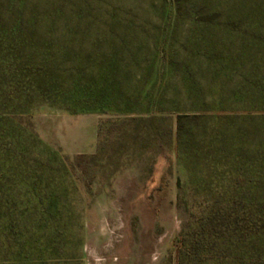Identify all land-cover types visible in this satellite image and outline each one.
I'll return each mask as SVG.
<instances>
[{
	"label": "rangeland",
	"instance_id": "1",
	"mask_svg": "<svg viewBox=\"0 0 264 264\" xmlns=\"http://www.w3.org/2000/svg\"><path fill=\"white\" fill-rule=\"evenodd\" d=\"M252 1L264 0H244L245 12ZM120 2L154 21L156 0ZM182 24L173 43L187 55H95L118 62L112 111L0 106V264H264V231L242 244L219 239V229L209 228L216 236L208 238L207 226H198L202 213L177 207L205 200L201 193L221 181L216 170L239 172L237 155L218 144L225 137L234 147L243 131L244 152L253 154L256 122L221 123L209 150L203 120L176 130L177 113L198 106L232 112L264 103V23L249 32L203 25L216 42L208 51ZM26 57L0 55V89L9 91L5 76L23 69ZM152 85L160 93L144 114Z\"/></svg>",
	"mask_w": 264,
	"mask_h": 264
},
{
	"label": "trees",
	"instance_id": "2",
	"mask_svg": "<svg viewBox=\"0 0 264 264\" xmlns=\"http://www.w3.org/2000/svg\"><path fill=\"white\" fill-rule=\"evenodd\" d=\"M243 2L156 0L152 8L154 21H150L120 0H0V55L28 56L23 69L5 76L9 91L0 89V106L13 108L16 105L12 101L16 100L18 105L30 109L49 106L72 114L112 111L115 89L111 88L113 81L119 79L118 62L101 56L98 63L95 55H187L180 53L173 43L182 23L187 27L186 38L196 42L198 49L208 51L216 42L201 33L203 25L249 32L258 23H264V1H252L247 7L250 12L243 10ZM17 61L24 62L22 58ZM18 63L14 61L13 65L20 67ZM142 78L138 76L135 82L144 81ZM155 88L148 86L144 91V114L152 111L156 91L159 92ZM261 96L264 98V92ZM123 104L125 111L131 110L129 99L124 98ZM194 109L198 112L177 113V134L184 120H203L207 126H202L207 150L218 143L214 137L220 124L233 119L256 122L259 139L253 154L247 156L244 148L248 134L239 132L234 147V139L223 137V146L218 147L227 145L228 155H237L239 172H231L229 167L216 170L215 178L221 181L201 193L205 200L189 205L180 200L177 207L183 215L199 210L203 222L198 226H207L208 238L215 235L209 232L213 228L220 230L218 238L224 241L228 237L240 244L253 240L264 231V103L237 107L232 112L217 105ZM228 179L236 181L225 182Z\"/></svg>",
	"mask_w": 264,
	"mask_h": 264
}]
</instances>
